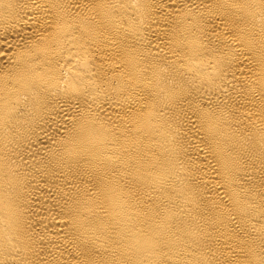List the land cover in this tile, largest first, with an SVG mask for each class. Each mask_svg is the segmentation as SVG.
Returning a JSON list of instances; mask_svg holds the SVG:
<instances>
[{"label": "bare ground", "instance_id": "obj_1", "mask_svg": "<svg viewBox=\"0 0 264 264\" xmlns=\"http://www.w3.org/2000/svg\"><path fill=\"white\" fill-rule=\"evenodd\" d=\"M0 264H264V0H0Z\"/></svg>", "mask_w": 264, "mask_h": 264}]
</instances>
